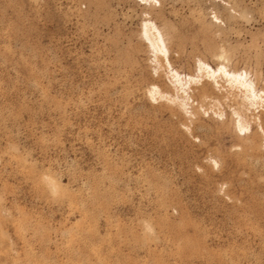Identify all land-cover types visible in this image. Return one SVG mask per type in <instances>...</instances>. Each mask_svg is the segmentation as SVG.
Returning <instances> with one entry per match:
<instances>
[{
  "label": "rangeland",
  "instance_id": "obj_1",
  "mask_svg": "<svg viewBox=\"0 0 264 264\" xmlns=\"http://www.w3.org/2000/svg\"><path fill=\"white\" fill-rule=\"evenodd\" d=\"M199 58L264 90V0H0V264H264V110L183 108Z\"/></svg>",
  "mask_w": 264,
  "mask_h": 264
},
{
  "label": "bare ground",
  "instance_id": "obj_2",
  "mask_svg": "<svg viewBox=\"0 0 264 264\" xmlns=\"http://www.w3.org/2000/svg\"><path fill=\"white\" fill-rule=\"evenodd\" d=\"M142 1H145V0H142ZM147 1L152 2V0H147ZM154 2H156V1H153V3ZM153 23L151 21H146L145 23H143L144 30H143L142 34H144V39H146V42L148 41L149 47L151 48L152 52L154 53V57L157 59L160 55H162L166 58L165 60H167L168 48L165 44L162 32H160L158 30V28L156 27L157 25L155 26ZM220 56H218V57H220ZM221 58L225 59V58H223V56ZM215 59L217 60L218 58L216 57ZM167 61H166V63H168ZM197 61H198L197 62L198 64H196V65H198V67L196 69L198 70V73L197 74L195 73L196 75H194V76H186L184 74L181 75L176 70H171V72L169 71L170 75L172 77V80H173L172 81L173 85H175L174 88H176V89H174L175 92L177 91L178 93L180 92L182 94L183 99H182V102H180V103H181V106L183 108L184 107L186 108V106L189 102L188 100L191 99V97L189 96V90L192 89L193 85L195 86L196 84L202 82L201 88L198 90L197 97L201 100H204V99H207L209 97L208 92L214 93L215 87H219V83L224 82V83L228 84L230 90L235 91V92L240 94V96H241L240 100L242 101V103L238 102L239 104H242L246 108H249V107L253 108L256 106L257 107L262 106L263 110H264V90H260L257 88L254 81H252L249 78V74H248L249 72L247 73L246 71H242V70L241 71L228 70L226 66L220 65V64H219V66H217V68L214 69L211 65H209L205 61L200 60V58ZM168 66L170 68V64ZM216 90H217V88H216ZM148 92H149V95H151V97H150L151 99L153 97L156 98L155 97L156 95H159L161 98H162V95H164V94H162L160 89L155 87V86L152 87L151 90ZM230 93H232V92H230ZM165 95H164V97L167 98V96H165ZM230 96H232V95H230ZM170 99H173V98H170ZM177 99H173V100H175V102H176ZM235 99H238V98H235ZM173 100H170V101H173ZM224 100H226V99H224ZM217 102H218V100H217ZM231 104H232V102H231ZM181 106H180V108H181ZM228 107H229V105H228ZM183 108H182V110H183ZM232 108L233 107H231V109ZM236 108H237V106H236ZM241 108H242V106H241ZM200 109H201V107H200ZM240 111H241V109H240ZM184 112H186V111H184ZM232 112H234V113H232L233 115L235 114L239 118L237 123H236L237 127H238L237 130L239 129L241 131V133H243L242 131H246V130L248 131L249 126L243 120L244 118L242 119V117H240L241 113L239 114L238 111H236V110L232 111ZM247 112H249V110H247ZM213 113H215V112H213ZM244 114H245V112H244ZM237 116H234V117L236 118ZM235 122H236V120H235ZM249 125H250V123H249Z\"/></svg>",
  "mask_w": 264,
  "mask_h": 264
}]
</instances>
